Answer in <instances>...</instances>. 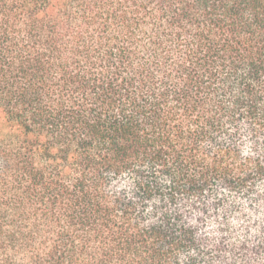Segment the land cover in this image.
<instances>
[{"label":"trees","instance_id":"16d2710c","mask_svg":"<svg viewBox=\"0 0 264 264\" xmlns=\"http://www.w3.org/2000/svg\"><path fill=\"white\" fill-rule=\"evenodd\" d=\"M0 264H264V0H0Z\"/></svg>","mask_w":264,"mask_h":264}]
</instances>
